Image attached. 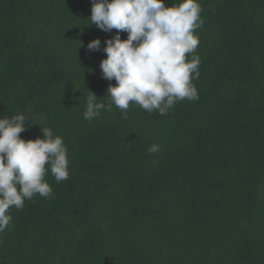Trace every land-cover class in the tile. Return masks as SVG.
Instances as JSON below:
<instances>
[{
    "label": "trees",
    "instance_id": "16d2710c",
    "mask_svg": "<svg viewBox=\"0 0 264 264\" xmlns=\"http://www.w3.org/2000/svg\"><path fill=\"white\" fill-rule=\"evenodd\" d=\"M198 2L199 99L89 121L117 30L91 0H0V119L25 115V141L51 128L69 160V179L45 176L54 198L10 208L0 264H264V0Z\"/></svg>",
    "mask_w": 264,
    "mask_h": 264
},
{
    "label": "clouds",
    "instance_id": "9594fccd",
    "mask_svg": "<svg viewBox=\"0 0 264 264\" xmlns=\"http://www.w3.org/2000/svg\"><path fill=\"white\" fill-rule=\"evenodd\" d=\"M91 24L106 33L117 30L106 40L100 62L102 77L111 83L110 101L98 102L87 90L84 118L93 120L102 111L112 112L115 105L127 119L131 104L148 113L166 115L175 104L199 99L192 81L200 76V58L195 54L203 26V11L198 0H183L178 6H165L163 0H91ZM126 32L122 40L120 33ZM89 51H100L101 41L93 40ZM186 54H191L190 59ZM25 115L0 119V233L9 228L13 206L22 210L25 200L35 195L54 198L45 176L50 171L57 183L69 179L68 149L63 137L51 128H40L43 138L25 141ZM29 121V120H28ZM160 151L153 144L149 154ZM47 166V167H46ZM2 243V241H0Z\"/></svg>",
    "mask_w": 264,
    "mask_h": 264
}]
</instances>
